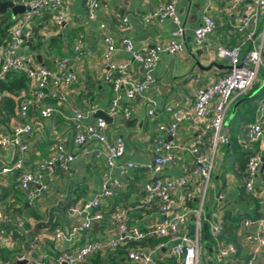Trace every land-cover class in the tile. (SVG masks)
Masks as SVG:
<instances>
[{
	"label": "crops",
	"instance_id": "crops-1",
	"mask_svg": "<svg viewBox=\"0 0 264 264\" xmlns=\"http://www.w3.org/2000/svg\"><path fill=\"white\" fill-rule=\"evenodd\" d=\"M10 1L26 4L33 0ZM85 1L67 0L70 19L61 29L56 28L51 14H46L32 24L34 41L45 43L40 52H31L29 47L23 52L25 57L30 59L34 69L42 67L37 61L38 55L54 63L49 69L51 71H56L60 61L70 58L72 59L70 70L77 75L78 82L61 89L66 97V101L62 103L51 98L54 86L53 82L48 84L45 104L55 109L54 116L45 120L40 116L38 109H32L27 120L33 126V134L27 138L28 152L19 155L15 149L5 151L0 148V168L12 167L18 160H22L23 171H33L40 161L47 158L49 148L54 143L64 144L76 159L68 170L57 167L49 192L37 200L34 206L29 205L26 194L20 189L18 182L20 171L0 175V211L4 213L0 231L4 230L10 236L0 242V264H19L22 255L28 256L26 264H49L63 251H75L90 240L115 236L116 231L109 227L108 222L117 209L127 210L133 224L142 230L154 229L163 224L165 216L158 205H146L143 196L145 184L154 179L150 166L154 159V144L160 135L159 127L169 126L173 122L166 112L167 107L187 109L194 106L200 89L229 73L228 62L216 56L219 45L230 48L240 46L243 56L260 49L263 59L260 74L250 91L243 95H235L232 99L227 118L234 106L245 100L237 107L229 125H226L232 144L219 145L216 170L205 195L200 187L192 186L177 192L172 198L177 213H189L188 222L180 227L182 235L194 234L196 212L200 209L202 224L208 223L209 227L211 223L222 221L227 214H231L233 218L243 217L236 232L239 257L220 262L217 258L218 249L222 245L234 242L203 241L205 247L203 264H225L227 261L242 264L249 257L250 263L264 264V250L260 256L254 258L251 244L245 238L247 232L256 233L261 224L264 226V167L258 172L255 192H246L249 197L243 198L241 194L245 190L246 172L240 170V163L235 157L236 148L247 155L264 156V138L254 143L247 138V127L254 120L255 108L264 100V15L259 19L253 40H249L248 32L240 33L237 29L242 19L250 13L249 4L234 8L235 0H178L177 10L184 28V36L181 39L184 51L176 55H161L159 65L153 73L154 82L148 91L141 97L123 102V106L132 111L130 119L121 111L113 116L114 123L109 125L107 130L110 140L121 136L126 141V153L119 164L133 162L136 165V168L126 176H121L118 169L113 170L104 160L96 159L95 150L98 147L96 143H88L82 147L74 145L76 113L84 115L85 124H92L96 121L94 115L98 110L109 112L114 97L111 87L105 81L106 67L102 58L104 37L112 36L118 45L123 39L130 38L136 49L141 51L168 44L175 39L178 27L169 20L164 23L145 22V17L166 0L148 2L98 0L100 8L97 18L93 21L88 19ZM205 15L215 20L217 28L214 34L199 45L195 41L194 33L202 25ZM123 19H127L128 23L124 24ZM73 33H76V36L71 37ZM80 35L85 40L84 54L79 61H73L75 42ZM55 38L60 40L55 47L56 50L50 52L49 43ZM54 52L60 54L56 55ZM114 59L127 64L130 80L135 82L144 80L146 73L143 67L135 63L130 54L119 50L115 53ZM257 86L259 89L255 91ZM25 95L28 94L23 92L19 97H13L0 92V104L5 97H13L17 103L12 116L1 111L0 106V132L3 134L10 135L16 126L24 122L19 114L18 101ZM152 110L155 111L154 116L149 115ZM127 121H133V125L126 127ZM208 122V119L193 118L180 124L174 136L160 135L164 141L173 138L172 141L181 147L175 152L174 163L164 170V178L179 180L194 167V159L188 152L190 147L199 145L203 151L211 149L213 133L207 128ZM108 179H120L122 187L115 190V195L111 199L102 200L101 207L96 210L104 215L105 220L95 223L97 227L82 233L75 240L56 241L54 233L57 229L69 232L86 220V215H70L69 209L79 207L95 198L100 192L101 185ZM186 193L192 194L191 201L186 199ZM219 195L226 198L221 209L217 208ZM252 198L257 201L259 208L256 220L253 218L256 215L257 204L250 200ZM32 209L40 215L39 220L30 216ZM247 220L253 223L245 230L244 222ZM55 224L56 228L51 230ZM36 236L41 239V247L35 252H30L29 244ZM160 244L165 246L159 248ZM173 244L169 239H162L158 246L144 250H155V258L159 264H173L174 260L170 255ZM113 258L112 253L106 251L91 257L83 264H113ZM125 264L134 263L127 258Z\"/></svg>",
	"mask_w": 264,
	"mask_h": 264
},
{
	"label": "built area",
	"instance_id": "built-area-1",
	"mask_svg": "<svg viewBox=\"0 0 264 264\" xmlns=\"http://www.w3.org/2000/svg\"><path fill=\"white\" fill-rule=\"evenodd\" d=\"M148 2L149 0H144ZM15 2V1H13ZM17 3V2H15ZM18 4V3H17ZM250 5L248 13L238 26V32H248L249 40H253L257 33L258 23L264 15V0H235L234 8L240 5ZM28 9L23 15L17 16L15 24L10 31V41L6 47H0V81H5L9 74L27 73L31 82L21 105L19 114L24 121L16 126L10 135L0 132V148L2 150L15 149L19 155H24L29 150L27 138L33 134V126L27 122L29 112L38 109L40 116L49 120L54 116L55 109L47 104L48 97L46 89L50 82H53L54 90L50 94L51 98L57 102L66 101L61 89L73 86L78 82L77 75L70 70L72 59L66 58L58 63L56 71L48 70L45 67L32 70L34 68L29 58L23 54L26 44L33 36L32 24L42 19L46 14L54 17V25L57 29L64 27L69 19V5L67 0H33L26 3ZM85 6L88 19L93 21L97 18L100 3L98 0H86ZM178 0H166L164 4L158 6L154 11L145 17V22L156 21L164 23L172 21L178 30L175 39L166 45H158L154 48L137 50L130 38H125L118 45L112 36H105L103 40L104 52L102 55L106 67L105 81L111 87L114 97L111 100L108 114L113 117L119 112H123L127 119L132 116V111L123 106L124 100H134L144 95L154 82L153 73L157 69L160 57L163 54L176 55L184 51L182 38L184 28L177 10ZM127 24L128 20L123 19ZM217 28L215 20L205 15L202 25L194 33L195 41L201 45L209 36L214 34ZM85 50V40L80 35L74 47L75 56L73 61H79ZM119 50L130 54L133 61L141 65L146 73L144 80L135 82L129 79L128 66L124 62L114 59V55ZM216 56L225 60L230 66L229 73L198 91L194 106L182 109L167 107L166 112L172 118L169 126L161 125L159 133L174 136L180 124L197 118L208 119L207 128L213 133V142L209 151H203L199 145L192 146L188 152L194 159V167L187 171L184 177L179 180H171L163 177L164 170L172 165L175 160V152L181 147L174 141H164L162 136L154 144V159L150 166L154 181H149L144 186V201L146 205L157 204L161 213L165 216L163 224L154 229L142 230L135 225H131V215L127 210L117 209L108 222L109 227L116 231V235L107 239L90 240L75 251H63L49 264H83L85 261L103 252L114 253L121 246L131 242H142L147 239H169L174 244L171 247L170 255L175 264H203L204 244L202 235V210L196 212L195 231L192 236L182 235L180 227L188 222L189 213H177L173 200V195L189 187H200L204 195L209 187L212 174L216 170L218 148L220 144H230V134L225 123L227 115L235 95H243L250 91L258 80L260 69L263 64L262 51L255 49L246 56L242 55L241 47H226L219 45L216 49ZM150 116L155 115V111L149 112ZM85 117L82 113H76L74 126V145L82 147L88 143L98 145L95 150L96 159L104 160L111 169H118L121 176H126L131 170L136 168L133 162L119 164L126 153V141L118 136L110 140L107 134L108 123L102 119L96 120L92 124L84 123ZM247 138L250 142H258L264 138V100L258 104L254 121L247 127ZM76 157L69 152L64 144L54 143L49 148L47 158L40 161L33 171H23V161L18 160L12 167L0 168V175H8L13 171H20L18 178L20 189L26 194L29 205L34 206L37 200L49 192L51 183L55 179L56 169L60 167L68 170ZM264 167V156L254 154L251 156L247 166L246 189L249 193L255 192V183L258 172ZM122 187L120 179H108L100 188L99 194L92 200L81 206H74L69 209L72 216L86 215V220L80 226L74 227L71 231L65 232L57 229L54 233L56 241H72L77 239L82 233L93 228L95 223L105 220L102 213L94 211L101 207V201L111 199L115 195V190ZM186 199L192 200V194L186 193ZM226 198L218 196L217 208L224 206ZM4 219L3 211H0V222ZM253 222H244V229L248 230ZM256 233L245 234L246 240L251 244L253 257L261 255L264 250V226ZM223 232L222 221L210 224V233L215 242L220 243V236ZM10 237L4 230L0 231V242ZM220 245V244H219ZM160 244L158 247L163 248ZM41 247V239L34 237L29 244V251L35 252ZM155 250L145 251L144 249H131L128 259L134 264H159L155 258ZM238 253L237 247L232 244L222 245L217 251V258L220 262L233 259ZM28 259L27 255H22L19 261ZM255 264V263H250Z\"/></svg>",
	"mask_w": 264,
	"mask_h": 264
},
{
	"label": "trees",
	"instance_id": "trees-1",
	"mask_svg": "<svg viewBox=\"0 0 264 264\" xmlns=\"http://www.w3.org/2000/svg\"><path fill=\"white\" fill-rule=\"evenodd\" d=\"M10 0H0V2H7ZM15 24V20H13L12 15L10 12H7L4 15L0 16V47H6L10 41V31L12 29V27ZM72 36H76V33H73L71 35ZM60 39L55 38L51 41V43H49V51L53 52L54 50H56V45H58V41ZM26 47H29L31 49V52H40L44 47H45V43L41 42V41H34V31H33V36L30 39V41L26 44ZM59 47V46H57ZM56 55L60 54V53H56L54 52ZM43 63L44 66L49 70L51 67L54 66L53 62H48L45 59H43ZM30 78L28 76L27 73H12L9 74L7 79L5 81H0V92L1 93H7L10 96L13 97H19L21 95V93H27V91L29 90L30 87ZM257 89H259V86H257L254 90L256 91ZM10 98V97H5L2 100V104H0V106L2 107L3 112L8 113L10 116L14 115L15 113V106L17 105V103L14 101V99ZM24 99V98H23ZM23 99L19 100V106L21 104V102L23 101ZM258 107V105H257ZM257 107L255 108V113L257 110ZM20 110V107H19ZM31 114V111L29 112V115ZM255 118V115H254ZM254 121V120H252ZM250 121V122H252ZM230 143L232 144V141L230 139ZM235 157L237 158V161H239L240 163V170L242 172H246L247 171V166H248V162L249 159L251 158V156L253 155H247L245 154L241 149L236 148L235 149ZM246 179H247V174H246ZM246 190V191H245ZM245 190L242 191L241 197H249V195H246V192L248 193L246 186H245ZM144 196V194H143ZM251 201H253L254 203L257 204V201L255 199H250ZM258 204L257 207L255 209V217L253 218L254 220H256L258 218ZM98 211V210H97ZM96 211L93 212V214ZM30 216L33 217L34 219H40V215L38 214V212H36L35 209L30 210ZM241 218H233L231 216V214H227L226 216L223 217L222 219V223H223V232L220 236V241L222 240H228L232 241L236 247V232L239 229V223L241 222ZM132 222L131 225L133 224V219L131 218ZM56 224L51 228V230H54L56 228ZM93 230V229H92ZM91 230V231H92ZM202 235H203V241H210L211 243L214 242V239L212 238V235L210 233V227L208 225V223L202 224ZM162 241V239H156V238H151V239H147L145 241L142 242H131L127 245L121 246L119 249H117L114 253H112V256H114L113 258V264H125L127 258H128V253L131 249H135V250H140V249H146L149 247H156L159 245V243ZM238 249V247H237ZM239 252L237 253V255L234 257L238 258L239 257ZM99 255V254H97ZM96 255V256H97ZM251 261V257L247 258L242 264H250ZM174 264V262H173ZM224 264V263H223ZM225 264H237L235 261H227Z\"/></svg>",
	"mask_w": 264,
	"mask_h": 264
},
{
	"label": "water",
	"instance_id": "water-1",
	"mask_svg": "<svg viewBox=\"0 0 264 264\" xmlns=\"http://www.w3.org/2000/svg\"><path fill=\"white\" fill-rule=\"evenodd\" d=\"M25 1V0H24ZM28 9L26 8V5L23 4H17L13 1H7V2H0V16L6 14L7 12H11L12 14V18L13 20H15L17 18V16H21L23 15ZM198 55L200 54V52L197 53ZM37 61L41 64L42 67H44L43 64V59L41 55L37 56ZM32 70H34V68H31ZM245 100V99H244ZM244 100L239 101L233 108L231 115L229 116V118H227L225 125H229L230 121L234 118L235 114H236V109L239 106V104L241 102H243ZM95 118L96 120L98 119H102L104 120L106 123H108V125H111L114 123V118L111 117L108 113H106L103 109L98 110L95 113ZM126 127H131L133 125V121H127L125 123ZM173 138H168L167 141H172ZM154 181V180H153ZM152 181V182H153ZM97 224H94V228L97 227ZM27 261H20L19 264H26Z\"/></svg>",
	"mask_w": 264,
	"mask_h": 264
},
{
	"label": "rangeland",
	"instance_id": "rangeland-1",
	"mask_svg": "<svg viewBox=\"0 0 264 264\" xmlns=\"http://www.w3.org/2000/svg\"><path fill=\"white\" fill-rule=\"evenodd\" d=\"M214 173L212 174V177H213Z\"/></svg>",
	"mask_w": 264,
	"mask_h": 264
}]
</instances>
